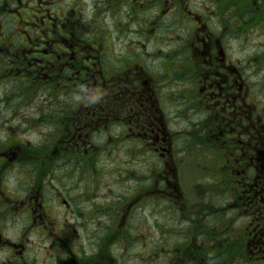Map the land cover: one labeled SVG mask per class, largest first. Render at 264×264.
Returning a JSON list of instances; mask_svg holds the SVG:
<instances>
[{"label": "flooded vegetation", "instance_id": "af4514ba", "mask_svg": "<svg viewBox=\"0 0 264 264\" xmlns=\"http://www.w3.org/2000/svg\"><path fill=\"white\" fill-rule=\"evenodd\" d=\"M27 1L0 0V264H264V0H91L86 30Z\"/></svg>", "mask_w": 264, "mask_h": 264}, {"label": "rangeland", "instance_id": "374dc122", "mask_svg": "<svg viewBox=\"0 0 264 264\" xmlns=\"http://www.w3.org/2000/svg\"><path fill=\"white\" fill-rule=\"evenodd\" d=\"M202 0H187L188 2V9L191 11L197 10L199 8V5L201 3ZM212 1V0H210ZM31 0H28L26 3L30 4ZM32 5V6H31ZM31 6V7H30ZM30 6L28 5V8H26V11L29 13L31 12L30 9H36V6H33V4H30ZM213 2L211 4L208 5V11H212L213 9ZM43 9H45V11L49 12L51 15H53L55 13V10L59 12L61 11V15L63 14V12H67L72 9L73 11V16H74V20H76L77 24V30H86L88 27V21H89V17L91 16V8H92V2L91 0H76L75 4L71 1L68 2H62L60 4V8H56L55 6H53V2L51 4H45L42 6ZM30 11V12H29ZM108 24H110L111 22L108 21ZM98 25V23H97ZM20 27L19 24H16V21H13L12 24V29L15 32L18 28ZM34 37V36H33ZM88 42H91V40H86ZM189 191V190H187ZM152 217L150 218V222L152 221ZM170 237V239L172 241H174V239L177 238L176 235L174 234H169L168 235ZM156 238L157 242L159 241V237L160 234L157 231L156 234L153 233H143V237L140 239V242L142 243L143 247H144V243H151L154 242L153 238ZM153 249L154 245H150ZM150 250H142V254H141V258L142 259H146L147 258V254L149 253ZM156 264H163L161 258H158L156 261Z\"/></svg>", "mask_w": 264, "mask_h": 264}]
</instances>
